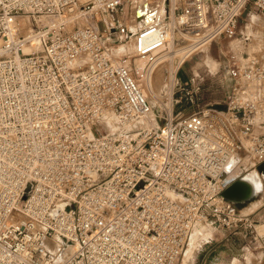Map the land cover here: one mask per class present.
<instances>
[{
    "label": "built area",
    "instance_id": "obj_1",
    "mask_svg": "<svg viewBox=\"0 0 264 264\" xmlns=\"http://www.w3.org/2000/svg\"><path fill=\"white\" fill-rule=\"evenodd\" d=\"M128 1L0 0V264H176L197 224L246 222L220 176L240 152L264 165V66L231 51L225 107L175 118L171 103L162 124L143 121L136 74L148 83L175 35L246 44L241 14L264 0H161L131 35ZM113 34L134 55L114 57Z\"/></svg>",
    "mask_w": 264,
    "mask_h": 264
},
{
    "label": "rangeland",
    "instance_id": "obj_2",
    "mask_svg": "<svg viewBox=\"0 0 264 264\" xmlns=\"http://www.w3.org/2000/svg\"><path fill=\"white\" fill-rule=\"evenodd\" d=\"M156 4L157 1L153 3V6ZM147 7H143L137 0H130L125 3L124 14L130 35L137 30L135 23H138L139 17ZM250 17L253 19L251 20ZM73 23L83 25L87 23V20L81 15ZM33 24L29 28L33 27ZM98 24L100 30H102V24L100 22ZM245 24L246 28H244ZM239 28L251 34V40L246 44L236 36L215 37L193 50L176 69L175 82L177 80H187L189 82L187 86L191 93L187 96H192V100L185 96L186 92L184 94L181 91L176 92L174 88L173 98L180 97L181 99L178 102L171 101L169 98L170 94L168 95L166 91L168 67L178 62L181 56L179 50L183 48V50H186L185 48L190 43L188 39L175 35L171 44H169V41L165 46L162 55L159 57V62L150 75L151 90L147 89L146 80L141 78L140 74H136L140 84L144 86V91L147 93L148 100L152 104L153 113L156 115L159 124L163 123V108H169L171 103L173 114L177 113L175 118L189 115L202 106L225 107L227 93L231 86L226 67V56L231 51L244 52L247 56L257 59L264 66V10H255L249 4L248 8L241 14ZM26 45L29 46V43ZM105 45L114 57L122 54L134 55L133 39L129 38V36L120 38L113 34L105 39ZM135 61L141 66L146 62V59L135 57ZM145 122H148L147 118ZM235 159L238 163L235 165L234 178H239L249 171H257L259 169L257 165L252 164V161L249 160L245 153H238ZM258 174L261 180H264V174L261 172H258ZM201 226L207 228L210 233L198 242L194 256L187 260L192 235ZM250 227L251 225L247 221L236 228L226 227L214 219L201 222L195 226V229L191 230L176 264H243L250 261L251 255L248 250H235L240 249L247 241L255 240L250 234H245V230Z\"/></svg>",
    "mask_w": 264,
    "mask_h": 264
},
{
    "label": "bare ground",
    "instance_id": "obj_3",
    "mask_svg": "<svg viewBox=\"0 0 264 264\" xmlns=\"http://www.w3.org/2000/svg\"><path fill=\"white\" fill-rule=\"evenodd\" d=\"M137 1L140 4H142L143 7H145V6L147 7L150 4L151 5L149 7H151V6H153V3L156 2V1H157V3L158 2H162L161 0H145V1L144 0H137ZM136 7H139V6H136ZM149 7H147L146 9H148ZM146 9H144V11ZM135 24H136V28L138 29L139 28V21H138V23H135ZM201 41H202V43H200L199 45H196L197 43H193V44H191V45H189L187 47L185 46L186 50H183L184 48L180 49L179 52L181 54L180 53L179 54L181 56L179 57L178 62L176 64H171V65L169 64L170 66L168 67L169 68L168 69L169 73H168V79H167V85H166V91H167L168 95L171 93L173 85H174V82H175L174 78H175L176 69L180 66V64L183 62V60L186 57H188V55L193 50L198 48L201 44L209 41V39L202 38ZM169 44H171V41L169 42ZM147 85H148V90L149 89L151 90L152 89L151 80L148 81ZM153 117H154V113L152 112L147 117V119H148L147 123L151 122L153 120ZM145 119L146 118H144V120H143L144 122H145ZM105 123L112 130L113 129L115 130V129L119 128L118 121L111 114L105 117ZM239 162L241 163V161H239ZM236 163H238V161H236V159L234 157L233 159H231V162H230V164L227 167L226 171H227L228 174L225 173V178L224 179H227V180H231L232 179V180H231L230 184L224 189V194L228 198H230V199H232L234 201H239V200L245 199L250 194L254 193L256 191L255 190L256 189V185H259V187H260L261 183H260L259 174L255 170L249 171L247 174H245V175H243V176H241L239 178L237 177V179H234L233 174H234V171H235ZM258 171L260 172V170H258ZM261 171L264 172V166L261 167ZM194 229H195V227H194ZM209 233H210V231L207 228H205L204 226H201V227H199L198 229L195 230V232L192 235L191 247H189V250H188L187 260H189L192 257V255H193V253H194V251H195V249H196V247L198 245V242H200V240L202 238H204L206 235H208Z\"/></svg>",
    "mask_w": 264,
    "mask_h": 264
},
{
    "label": "crops",
    "instance_id": "obj_4",
    "mask_svg": "<svg viewBox=\"0 0 264 264\" xmlns=\"http://www.w3.org/2000/svg\"><path fill=\"white\" fill-rule=\"evenodd\" d=\"M250 19L252 20V17ZM260 183L259 191H255L243 200L233 201L236 209L245 215L246 221L251 225L249 229L245 230V234H250L255 239L247 241L240 249H235L236 251L248 250L250 252V261L243 264H264V180L261 178ZM194 254L195 251L192 257Z\"/></svg>",
    "mask_w": 264,
    "mask_h": 264
},
{
    "label": "water",
    "instance_id": "obj_5",
    "mask_svg": "<svg viewBox=\"0 0 264 264\" xmlns=\"http://www.w3.org/2000/svg\"><path fill=\"white\" fill-rule=\"evenodd\" d=\"M262 166H264V165H261V166L259 167V169H258V170H260V172H262V171H261V167H262ZM220 177L224 180V183H228L227 186L230 184L231 180L224 179V178H225V173H224V172L221 174ZM227 186H226V187H227ZM226 187H225V188H226ZM225 188H224V189H225ZM223 195H224L226 198H228V197L224 194V190H223ZM228 199H230V198H228ZM230 200H232V199H230ZM232 201H234V200H232ZM235 202H237V201H235Z\"/></svg>",
    "mask_w": 264,
    "mask_h": 264
},
{
    "label": "clouds",
    "instance_id": "obj_6",
    "mask_svg": "<svg viewBox=\"0 0 264 264\" xmlns=\"http://www.w3.org/2000/svg\"><path fill=\"white\" fill-rule=\"evenodd\" d=\"M255 190L256 191H259L260 190L259 185H256V189Z\"/></svg>",
    "mask_w": 264,
    "mask_h": 264
}]
</instances>
